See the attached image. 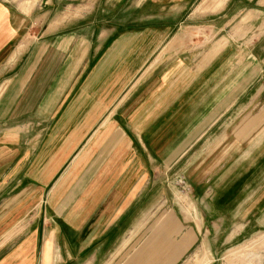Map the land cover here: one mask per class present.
I'll return each instance as SVG.
<instances>
[{
    "label": "crops",
    "instance_id": "0c3cea01",
    "mask_svg": "<svg viewBox=\"0 0 264 264\" xmlns=\"http://www.w3.org/2000/svg\"><path fill=\"white\" fill-rule=\"evenodd\" d=\"M79 1L0 0V264L107 261L161 200L163 163L208 207L221 184L239 211L264 198V81L244 85L264 79V0H90L63 19Z\"/></svg>",
    "mask_w": 264,
    "mask_h": 264
},
{
    "label": "rangeland",
    "instance_id": "374dc122",
    "mask_svg": "<svg viewBox=\"0 0 264 264\" xmlns=\"http://www.w3.org/2000/svg\"><path fill=\"white\" fill-rule=\"evenodd\" d=\"M88 1L80 0L74 8ZM74 8L63 19L83 9L73 11ZM238 48L232 47L234 59L240 53ZM261 63L263 68L264 61ZM236 64L234 61L235 71L239 73L242 68ZM262 75L261 70L253 72L244 79V85L258 88L264 81ZM238 80L235 77L236 83ZM2 159L0 165H5L6 158ZM263 166L264 162L257 164L255 175ZM185 167L184 162L163 163L155 170L153 182L159 186L161 200L147 207L145 227L135 229L129 239L118 242L108 253L107 261L101 264H264V198L260 195L258 204H247L239 211L223 205L227 194L233 192L223 190L225 186L221 184V190L211 191L209 198H218L221 205L215 202V206L208 207V202L201 199L205 193H197L185 174ZM236 167L238 174L248 178L249 174L245 173L248 166L241 163ZM5 172L6 168L1 171V180H5ZM177 247L181 249V257L172 255Z\"/></svg>",
    "mask_w": 264,
    "mask_h": 264
}]
</instances>
